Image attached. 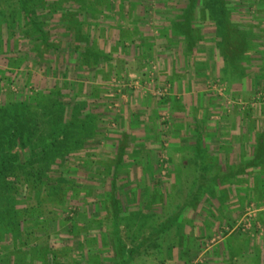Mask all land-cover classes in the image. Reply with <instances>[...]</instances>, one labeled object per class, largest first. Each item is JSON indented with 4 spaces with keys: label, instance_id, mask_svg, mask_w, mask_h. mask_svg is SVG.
<instances>
[{
    "label": "rangeland",
    "instance_id": "rangeland-1",
    "mask_svg": "<svg viewBox=\"0 0 264 264\" xmlns=\"http://www.w3.org/2000/svg\"><path fill=\"white\" fill-rule=\"evenodd\" d=\"M216 2L0 0V136L91 131L0 180V264H264V0Z\"/></svg>",
    "mask_w": 264,
    "mask_h": 264
},
{
    "label": "trees",
    "instance_id": "trees-1",
    "mask_svg": "<svg viewBox=\"0 0 264 264\" xmlns=\"http://www.w3.org/2000/svg\"><path fill=\"white\" fill-rule=\"evenodd\" d=\"M209 2L210 7H214L212 10L214 14H224L227 11L226 5H222L220 10H217L216 0ZM25 5L26 3L22 2L24 9ZM53 116L49 118L52 126L49 139H45L42 135L43 120L34 124L30 118L22 122L16 119L12 125L4 127L5 135L3 138L0 136V180L9 179L16 182L23 180L26 184L31 180L33 182L42 180L43 175L52 172L55 167L57 172H61L60 169L64 167L63 162L68 160L71 153L81 150L79 146L91 137L88 120L78 121L79 125L77 121H69L65 124L61 118ZM3 147H7V150ZM87 165L91 166V162ZM18 172L22 174L17 176ZM64 180L66 179L63 177L59 178V184L66 183ZM67 183L71 184L69 181ZM112 188L115 189L116 186Z\"/></svg>",
    "mask_w": 264,
    "mask_h": 264
},
{
    "label": "crops",
    "instance_id": "crops-1",
    "mask_svg": "<svg viewBox=\"0 0 264 264\" xmlns=\"http://www.w3.org/2000/svg\"><path fill=\"white\" fill-rule=\"evenodd\" d=\"M236 145L241 146L239 142H238ZM239 146H238V147H239ZM220 157H221V162H219V164H221V165L224 167V170L222 171L223 173H227L225 170L228 169V168H226V167H227L228 164H230V163L233 164L235 168L239 167V164H240L239 160H235V159H234V160L230 161V160L228 159L227 161H225V158H227V157H225V156H220ZM249 160H250V159L248 158V161H249ZM235 170H236V169H235ZM235 170L232 169V173H234ZM240 170H243V168L240 169ZM236 178L239 179V175H238Z\"/></svg>",
    "mask_w": 264,
    "mask_h": 264
}]
</instances>
